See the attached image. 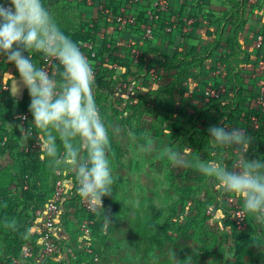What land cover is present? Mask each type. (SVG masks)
I'll return each instance as SVG.
<instances>
[{"label": "crops", "instance_id": "0c3cea01", "mask_svg": "<svg viewBox=\"0 0 264 264\" xmlns=\"http://www.w3.org/2000/svg\"><path fill=\"white\" fill-rule=\"evenodd\" d=\"M43 3L66 34L78 44L84 55L87 54V50L81 47V43L85 42L87 37H91L95 44V51L98 52L96 64L100 74L95 77L93 95L101 115L110 126V135L111 127L121 130L119 135H111L109 157L113 170L117 165L122 169L128 167L130 145H125V139L128 138L129 132L137 135L141 144L147 143L145 138H148L154 146H157L158 154L145 156L144 161L149 165L158 162L156 160L159 154L167 157L169 151L182 152L183 147L191 150L190 159L193 163L197 160L208 162L215 159L231 167L239 162V154L230 148L220 149L218 155H213L208 145L207 129L213 125H230L245 129L249 126L245 119L253 117L258 112L257 97L260 84L264 83V70L259 68V62L264 51H260L256 44L258 37L264 35V0H172L171 12L164 17L166 21L155 24L156 37L152 41L143 38L145 29L151 25L148 11L152 7V0H142L138 5L131 4L127 0H43ZM105 8L112 9L115 16L135 17L136 24L121 28L115 16L104 13ZM187 18L194 19V23L188 37H184L181 25ZM174 22L177 26L176 30L167 33V25L171 26ZM112 40L119 43L118 46L116 45L118 47L116 53H113L114 49H111ZM134 48L142 54L138 64L134 63ZM194 52L198 59L192 56L188 60L192 69L186 76H181L183 64L179 62L178 55H191ZM37 55V53L33 54V57H37L34 62L37 67H40L41 56ZM199 55L203 56L198 57ZM111 57L129 67L128 70H124V75L123 71H118L115 80L110 77L111 64H113ZM4 64L0 67V87L8 85L11 88L13 78L19 79V76H16L18 72L15 66ZM152 70H156V73H152ZM59 71L60 68H56L53 73L57 79ZM227 79L233 80V84H229L226 90L227 99L222 102V107L210 109L206 105L207 98L204 95L207 84L221 83ZM173 84L174 88L171 91L167 90L165 95V91H162L163 87ZM26 94L27 91L24 99L20 100L9 92L1 98L0 102L13 101L15 103L13 115L17 119L21 112L20 105L25 101L31 102V98L26 99ZM133 94H136V98ZM133 99H136V103ZM149 105L153 110H147ZM166 114L170 118L166 119L164 117ZM198 116L202 118L199 119ZM170 123L176 124V127L169 128ZM185 126L188 127V131L183 128ZM1 128L10 130V124L4 125L0 122ZM251 137L253 138L252 148L256 153L261 143L258 142V137ZM203 141L204 145L200 149L198 145ZM9 144L14 147L17 145L13 142ZM57 146L62 147V141L59 139ZM234 154L238 157L237 161L233 159ZM18 166L9 154L0 156V170L5 168L17 175ZM165 170L168 171L166 177L169 180L171 192L176 191L180 178L203 181L201 186L205 188L207 194H209L206 190L208 188L211 192L216 191L212 182L194 168L177 169L172 167L170 161ZM65 180L71 186L70 189L74 190V187H78L74 174L68 170H65ZM126 180L123 176L119 177L113 185V190L115 191L116 187L119 188ZM13 189H16L15 186ZM129 190L132 193V190ZM118 192L124 193V197L130 193L122 188H119ZM217 193L220 194V200H217L219 203L223 204L226 199L230 207L234 202H229V199L237 202L234 196ZM192 196H195L194 191ZM126 200L123 198L122 207H119L117 214L111 217L112 229L121 228L122 225L119 222H126L128 217L129 221L132 219L130 215L127 216L126 210L130 212L132 207L127 206ZM67 202H69L67 197L61 202L63 215L55 230V238L60 245L62 244L59 239L66 238L61 231L65 227V220L78 221L77 213L82 209L80 203L69 208L67 212L68 210H64ZM162 208L160 207L157 211H162ZM172 209L177 211L176 207ZM223 215L225 218H222L229 230L233 215L230 211ZM32 216V222L34 218H37L34 221H41L40 218ZM86 220L88 219L82 222ZM135 220L141 223L139 218ZM28 222L32 223L30 220ZM134 222L132 221L130 227ZM137 225L140 224H134V226ZM150 225L156 226L155 223H147L145 226L149 228ZM222 234L226 237L229 231ZM36 235L39 236L37 239L39 243L40 231H37ZM30 238L33 239V234ZM90 240L93 247L97 242L96 238L92 236ZM81 244L82 242H78L77 246ZM79 246L76 250L72 248L71 251L76 252ZM61 254L65 257L66 253L62 250Z\"/></svg>", "mask_w": 264, "mask_h": 264}, {"label": "clouds", "instance_id": "9594fccd", "mask_svg": "<svg viewBox=\"0 0 264 264\" xmlns=\"http://www.w3.org/2000/svg\"><path fill=\"white\" fill-rule=\"evenodd\" d=\"M34 53L59 62L58 79L37 67ZM0 62L15 66L31 97L32 123L26 131L21 129V139L35 137L39 158L54 172H72L81 200L95 210H104L103 199L113 193L115 183L109 157L111 135H119L121 130L111 127L110 135L93 95L92 66L43 0H0ZM16 83L13 78V95ZM207 133L214 156L218 150L230 148L239 154V163L231 167L215 159L193 163L191 150L186 148L168 152L172 167L194 168L217 192L242 200L241 217H251L264 233V155L249 158L253 138L240 127L213 125ZM58 139L62 150L57 148ZM128 139L136 140L131 132ZM145 139L147 143L139 151L158 154L157 146Z\"/></svg>", "mask_w": 264, "mask_h": 264}, {"label": "rangeland", "instance_id": "374dc122", "mask_svg": "<svg viewBox=\"0 0 264 264\" xmlns=\"http://www.w3.org/2000/svg\"><path fill=\"white\" fill-rule=\"evenodd\" d=\"M143 87L146 88V86ZM125 94L127 95L128 93L125 91ZM134 98H136V94ZM133 101L136 103V99H133ZM133 136L136 138L135 142L128 138L125 139V145H130L128 157L131 159L128 160L130 162L127 169H122L119 165H117L115 170L112 169L115 181L122 176L127 179L124 181L125 184L123 182L119 188L129 192V189H131L132 193L130 192L124 197V193L118 192L119 188L116 187L112 196L118 199L119 203L123 202V198L127 199V206L132 207V211L126 210L127 216L130 215L134 220L130 219L131 221H129L128 217L126 222H119L122 225L119 229H111L110 226L107 239H104L105 233L102 234L103 238L96 236L97 242L93 245L92 251L81 250V252L83 251L81 255L79 254L80 250L70 252V255L68 253L69 249L75 248L74 250H76L79 246H77L78 242L85 243L86 241V237L81 231L83 222H67L65 220V227L61 231L66 235V238L59 239L63 245V252L66 253L65 257L61 256L64 254L51 257L46 264H229V259L234 253V247L235 250H239L242 253H245L247 248H255L264 254V234L260 230L257 231L259 233H253L248 239L241 240L238 244L239 246L234 242L232 243L233 248L224 244L225 235L222 233H227L228 230L223 214L228 212L222 213V210L227 209L221 202L217 201L208 210L207 214L211 215V218L207 223L201 219L202 215L197 219H192L197 215L195 214V209L197 208L198 200L207 194L204 190L205 188L201 186L203 181L180 178L178 179V186L175 188L176 191L171 192L169 180L166 177L168 171L165 170L170 162L166 160L168 158L164 154H159L156 160L158 161L157 163L153 165L145 163L146 154L139 151L141 140L137 135L133 134ZM185 149L183 147L182 152ZM159 152L161 153L162 151ZM158 168L160 169L157 170ZM1 171H6V169L4 168ZM54 182L55 178L51 174L49 187L52 186L53 188ZM49 187L46 190L51 193V188ZM68 187L69 192L66 197L69 200L74 192L78 193V187L74 190L70 189L71 186ZM163 191L168 195L164 194ZM193 191L195 196H192ZM219 195L218 200H220ZM47 200H50L49 195ZM71 207L69 202H67L64 210L69 212ZM160 207H163V210L157 211ZM173 207H176L177 211L173 210ZM109 212H111V207H109ZM83 213L84 211L82 210ZM30 215L33 217L32 214ZM137 218L141 220V223L135 220ZM36 219L34 218V220ZM90 219L88 218V221L91 222V228L93 229L94 225ZM8 220V222H4L8 225L7 231L15 225V222L21 219L17 215ZM34 220L33 222L30 220L32 223L28 222L27 224L33 234V239H35L32 244L35 249H38L41 247V239L38 243L37 239L39 236L36 233L41 229L42 220ZM132 221L135 222L130 227ZM147 223H155L156 226L150 225L148 228V226H145ZM177 223L181 225V228L179 227L178 229L179 234L175 228ZM134 224L140 225L134 226ZM9 225L12 226L9 227ZM4 240L5 237L0 232V249L5 244ZM62 245L60 246L62 247ZM247 259L249 258L245 257V261ZM259 264H264V262Z\"/></svg>", "mask_w": 264, "mask_h": 264}, {"label": "trees", "instance_id": "16d2710c", "mask_svg": "<svg viewBox=\"0 0 264 264\" xmlns=\"http://www.w3.org/2000/svg\"><path fill=\"white\" fill-rule=\"evenodd\" d=\"M172 1V0H171ZM169 12H171V6L169 9ZM166 21L164 18L162 19L161 23ZM171 26L176 30L177 26L176 23H171ZM183 25H181L182 27ZM184 37H188L187 35H184ZM91 37H87L85 41L90 40ZM115 40V39H114ZM114 40L111 41V49L113 50V53H116V46L117 42ZM37 56H41V61H40V67L43 61V56L41 54H38ZM111 56L112 51H111ZM194 57L195 59H198L196 56V53H192L191 55H186V54H179L178 59L179 62L183 64V71L181 72V76H186L189 71L192 69L191 63H189V59L191 57ZM203 55H199L198 57H202ZM113 59V64H111V79L115 80V76L117 75L118 71H123L128 70V66L124 65L122 63L118 62V59ZM37 59V57H34V60ZM98 59V52H96V57L91 59V64H93L95 67H98L96 64V61ZM169 59V58H167ZM202 62V60L200 61ZM2 65H5L4 63L2 64L0 62V67ZM100 74V73H99ZM125 72L123 73V75ZM122 75V76H123ZM16 76H19L18 73ZM99 76V75H98ZM119 78V77H118ZM110 79V81H111ZM123 80V79H121ZM238 80V79H237ZM102 82L103 79H101ZM229 84H233L232 79H227L225 82H217L214 84H207V88H213V89H219L220 87H224L226 90L229 86ZM175 85H178V83H175ZM169 85L163 87L162 91H165V95H167V90L171 91L174 86ZM180 86V85H179ZM206 88V89H207ZM206 89L204 91V95L207 98V103L206 105L210 109H218L222 107V102L226 100V92L222 94L219 98H211L206 95ZM7 94V93H5ZM5 94L0 96V100L2 97L5 96ZM31 98L28 90L26 94V99ZM29 105L28 101L23 102L19 109L20 113L18 114V118L13 115V109L15 108V103L13 101H8L6 103L0 102V122L6 124H10V130H5L4 128L0 129V156L2 155H7L9 154L14 161L18 163V170L19 173L17 175L12 174L8 170L6 171H1L0 172V232L3 234L5 237V244L2 246L0 249V258H1V264H14L15 260H19L21 263L20 264H27L23 260V252L28 249H33L35 250L32 241L35 239H31V232L28 227V221L31 220V215L34 214V210L37 209L38 207L44 206L48 200L47 197L48 195L50 196V200L53 197L54 194V186L55 182L52 186L49 187V178L51 177V174L54 176L56 180V171H52L48 165L47 161L41 160L39 158V153L35 152H27V147L30 148V143L33 142V137L29 138L27 141L21 140V129L22 126L20 125V116L24 113H29L30 114V119L32 121V116L29 111ZM148 111L153 110L151 105L147 107ZM4 115H6L4 117ZM208 116H212L208 114ZM4 117V118H3ZM166 119L170 118L169 115L164 116ZM197 118H202V116H198ZM257 121V122H255ZM245 122L249 125L246 129V132L248 135L253 136V137H258L257 140L258 142L261 143V147L259 146V149L256 150V153L254 152L255 149L252 148L251 152L249 153V158L254 159L257 156L264 155V112L262 109L258 106V112L252 117H248L245 119ZM256 125H258L256 127ZM176 124H171L169 128H175ZM186 131H188V127H183ZM15 143L17 144L15 147L14 145L12 146L9 143ZM9 144V145H8ZM202 145H204V141L199 144L200 149H202ZM58 150H62V147L57 146ZM233 153V151H232ZM233 159L235 161L238 160V157L234 154ZM234 163V161H233ZM64 176H65V170H64ZM66 182V180H65ZM67 183V182H66ZM13 186H15V190L13 189ZM67 186H69L67 184ZM51 188V193H48L46 188ZM69 188V187H68ZM76 189V187H74ZM209 194H205L202 199L198 200L197 202V208L195 209V214L196 217L192 219H197L199 218L200 215H202L201 219L207 221L211 218V215H208V210L212 208L218 200V193L211 192L208 189H206ZM210 195V196H208ZM237 199L233 201L234 203L232 206H228L227 200L225 199L223 204L226 206L227 210H222V213H226L230 211L233 215V220L229 223V234L225 237L224 244L230 246L233 248L232 243H237V245L241 242V240L248 239L253 233H259L257 232L258 230L261 231V229L254 224L253 220L251 217H247L245 219L246 226L243 230H239L237 227V222H236V214L241 209L242 206V200ZM49 200V201H50ZM118 199L114 198L111 194V196H107L103 199V207L104 210H98L97 213L89 214L87 213L84 209H81L77 213V220L82 221L85 219H90L91 216V221L93 222V233L92 236L96 238H103L102 234H104L105 238L107 239L108 232H110L109 228L112 225L111 222V217L117 214V211L119 210V207H122L123 202L121 201L120 203L117 201ZM82 202L81 198H79L78 193L74 192L71 195V199H69V205L70 206H76ZM240 206V207H239ZM109 207H111V212H109ZM82 210L84 213L82 214ZM86 213V214H85ZM111 214V217H110ZM19 216L20 221L15 222V225L6 230L8 228L7 223L10 218L14 216ZM108 222L106 221V219ZM68 222V221H67ZM5 224V225H4ZM107 224V227L105 225ZM5 228H4V227ZM185 226V225H184ZM181 228V225L177 223L175 228L179 229ZM112 229V227H111ZM11 230V232H10ZM176 231V232H177ZM262 232V231H261ZM179 234V231L177 232ZM264 234V233H263ZM91 236V237H92ZM33 241V242H34ZM91 242V240H90ZM92 244V242H91ZM239 246V245H238ZM25 247V248H24ZM92 251V249H91ZM83 252V251H82ZM81 251H79V254H82ZM87 254V253H84ZM22 257L20 258V256ZM245 257H248L245 261ZM48 261V260H47ZM46 261V262H47ZM42 263V264H46ZM261 262H264V254L261 252L257 251L255 248H247L245 253H242L239 250H235L234 247V253L233 256L229 259V264H259Z\"/></svg>", "mask_w": 264, "mask_h": 264}, {"label": "built area", "instance_id": "2783aa9c", "mask_svg": "<svg viewBox=\"0 0 264 264\" xmlns=\"http://www.w3.org/2000/svg\"><path fill=\"white\" fill-rule=\"evenodd\" d=\"M129 3L138 5L142 0H127ZM171 6V0H152V7L148 11V18L151 25L147 26L144 31L143 38L144 40L152 41L156 37L155 33V24H158L162 21V19L169 13V9ZM104 13L109 16H115L113 14L112 9L105 8L103 9ZM117 24L121 28H128L129 26L136 24L135 17H124L123 15H117L114 17ZM194 23V19L187 18L184 20V24L181 27V32L183 35H187L191 26ZM174 31L172 26L167 25L166 32L171 33ZM117 46L119 43L116 44ZM81 47L87 50V54L85 55L88 59L89 63L91 64V59L96 57L95 51V44L93 40H88L81 43ZM256 47L260 51H264V35H260L257 39ZM133 57L134 63H140L142 54L141 52L134 48L133 49ZM42 67L46 69L52 76L56 68H60L59 62L56 61L54 58H48L43 56V61L41 64ZM92 69L94 71L95 77H97L100 73L98 67H95L91 64ZM259 68L264 70V54L260 58ZM152 73H156V70H152ZM11 90L10 86L4 85L0 87V96L4 93H9ZM226 92L224 87H220L219 89L207 88L206 95L211 98H219L222 94ZM257 104L264 112V83L260 84V92L257 97ZM20 125L22 126L23 130H27L31 127V119L30 114L24 113L20 116ZM257 122V121H255ZM30 148L27 147V152H35L39 153V146L35 137H33V142L30 143ZM239 163V162H238ZM237 163V164H238ZM56 180L54 186V194L50 201H48L44 206L38 207L34 210V216L40 218L42 220V226L40 229V236H41V247L38 249H26L23 252V260L27 264H42L45 263L49 258L60 255L63 248L57 242L55 238V230L56 227L63 215V210L61 207V202L64 201L66 195L69 192L67 183L65 182L64 170L56 171ZM233 199H229V202L233 203ZM82 209H84L89 214H95L98 210L91 208L88 204L81 202ZM245 217H241V209L236 214V222L237 227L239 230H243L246 226ZM81 231L86 237L85 243H82L79 246V250H87L90 252L92 249V244L90 242V237L92 236L93 230L91 228V222L86 220L81 225ZM71 249H69L70 255ZM19 260H15L14 264H20Z\"/></svg>", "mask_w": 264, "mask_h": 264}, {"label": "water", "instance_id": "95a60500", "mask_svg": "<svg viewBox=\"0 0 264 264\" xmlns=\"http://www.w3.org/2000/svg\"><path fill=\"white\" fill-rule=\"evenodd\" d=\"M17 83H16V91L15 94L13 96H15L16 98L23 100L25 97V93L27 91V88L24 86V84L22 82H20L19 79H16ZM13 88V82L11 83V90Z\"/></svg>", "mask_w": 264, "mask_h": 264}]
</instances>
